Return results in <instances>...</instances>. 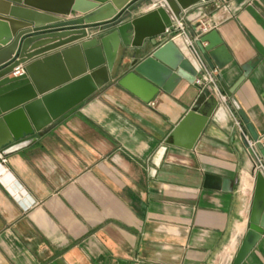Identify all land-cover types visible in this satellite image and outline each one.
I'll list each match as a JSON object with an SVG mask.
<instances>
[{"label": "crops", "instance_id": "crops-1", "mask_svg": "<svg viewBox=\"0 0 264 264\" xmlns=\"http://www.w3.org/2000/svg\"><path fill=\"white\" fill-rule=\"evenodd\" d=\"M155 3H143L121 24ZM181 14L190 38L199 15L212 22L220 45L209 57L230 111L218 105L191 150L175 147L171 131L206 97L181 79L142 101L119 85L132 71L134 52L119 48L107 82L75 113L41 136L18 141L33 139L5 156L0 264L232 263L248 230L258 172L252 174V157L234 118L250 137L231 100L264 147V0H236L218 11L201 2ZM26 24L14 32L34 29ZM108 29H88L87 38ZM57 40L65 39L39 40L27 51L45 50ZM168 40L162 35L145 41L142 58ZM174 44L190 62L182 40ZM245 67L250 69L244 76ZM144 89L142 96L149 92ZM241 264H264V231Z\"/></svg>", "mask_w": 264, "mask_h": 264}, {"label": "water", "instance_id": "water-1", "mask_svg": "<svg viewBox=\"0 0 264 264\" xmlns=\"http://www.w3.org/2000/svg\"><path fill=\"white\" fill-rule=\"evenodd\" d=\"M162 1V5L146 14L121 24L144 0H0V28L4 30L0 36V152L7 156L29 145L33 139L18 141L33 133L41 136L48 127L75 113L107 82L119 48L134 50L130 63L132 71L119 81V85L146 103L158 89L175 85L181 79L193 84L196 71L173 41H166L145 58L141 50L145 41L172 29L173 21L179 19L181 12L211 0ZM74 12L81 16L72 20L60 18ZM26 23L35 24L34 29L14 32V27H24ZM104 26H109L110 32L87 38L88 29ZM55 38L65 40H57L60 42L39 52L30 54L27 51L36 41ZM75 41L80 42L50 52ZM219 45L215 31L195 41L211 68L214 65L209 52ZM20 65H24L23 73L7 78ZM249 69L244 68V76ZM141 87L145 91L149 88L147 95H141ZM231 103L250 137L249 141L242 138L244 147L249 154L253 149L258 151L264 160L259 136L233 99ZM217 108L218 102L213 96L196 104L171 131L172 144L191 150ZM248 220V230L231 264H241L264 231V177L261 173L254 177Z\"/></svg>", "mask_w": 264, "mask_h": 264}, {"label": "built area", "instance_id": "built-area-1", "mask_svg": "<svg viewBox=\"0 0 264 264\" xmlns=\"http://www.w3.org/2000/svg\"><path fill=\"white\" fill-rule=\"evenodd\" d=\"M234 1L236 0H211L209 2H212V8L215 11H218L228 10L230 4ZM195 24V36L193 38H190L188 34L189 23L185 20L184 16L180 14L179 19H175L173 21L172 29H167L164 35L167 36L169 40L173 42L182 40L187 54L189 55L190 62H192L191 64L196 71V76L193 84L199 89L200 94L204 95L205 97L213 96L217 100L219 106L221 105L227 110H229L227 106L228 97L221 91L218 84V70L209 67V65L204 60L202 54L195 46V41L199 40V38L203 35L209 33L213 28V24L212 22H210V20H206L200 15L195 19ZM22 73V68L17 67L14 69L13 75L19 76ZM234 120L236 122V125L239 127L243 137L247 138L244 131H242L239 122L235 118ZM251 157L253 171L258 173L262 172L264 175V160L259 154V152L255 151V153ZM5 164L6 158L0 152V168L2 170V174H4L6 171V169H4Z\"/></svg>", "mask_w": 264, "mask_h": 264}, {"label": "bare ground", "instance_id": "bare-ground-1", "mask_svg": "<svg viewBox=\"0 0 264 264\" xmlns=\"http://www.w3.org/2000/svg\"><path fill=\"white\" fill-rule=\"evenodd\" d=\"M158 2V1H157ZM160 3V4H159ZM162 3H163V1L161 0L160 2H158V3H155V4H157V5H162ZM253 152L255 153V150L253 149ZM254 153H252V154H250L251 156L254 154ZM262 173V172H261ZM262 175H263V173H262ZM264 176V175H263ZM1 179V178H0Z\"/></svg>", "mask_w": 264, "mask_h": 264}, {"label": "rangeland", "instance_id": "rangeland-1", "mask_svg": "<svg viewBox=\"0 0 264 264\" xmlns=\"http://www.w3.org/2000/svg\"><path fill=\"white\" fill-rule=\"evenodd\" d=\"M151 0H144V3L147 4V2H150ZM159 2V0H157ZM161 1V0H160ZM254 173V171L252 170V174Z\"/></svg>", "mask_w": 264, "mask_h": 264}]
</instances>
